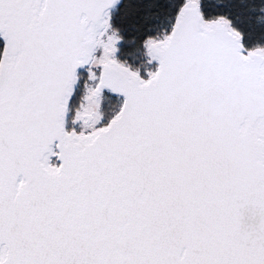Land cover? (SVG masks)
Listing matches in <instances>:
<instances>
[{
    "label": "snow or ice",
    "instance_id": "snow-or-ice-1",
    "mask_svg": "<svg viewBox=\"0 0 264 264\" xmlns=\"http://www.w3.org/2000/svg\"><path fill=\"white\" fill-rule=\"evenodd\" d=\"M0 264H264V0H0Z\"/></svg>",
    "mask_w": 264,
    "mask_h": 264
}]
</instances>
